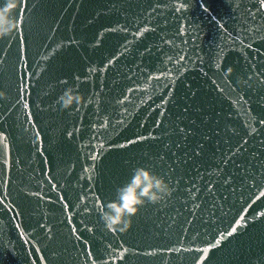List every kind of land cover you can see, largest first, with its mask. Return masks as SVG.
<instances>
[{
	"label": "water",
	"instance_id": "95a60500",
	"mask_svg": "<svg viewBox=\"0 0 264 264\" xmlns=\"http://www.w3.org/2000/svg\"><path fill=\"white\" fill-rule=\"evenodd\" d=\"M10 18L0 264H264V0H17ZM137 169L168 191L110 229Z\"/></svg>",
	"mask_w": 264,
	"mask_h": 264
},
{
	"label": "clouds",
	"instance_id": "9594fccd",
	"mask_svg": "<svg viewBox=\"0 0 264 264\" xmlns=\"http://www.w3.org/2000/svg\"><path fill=\"white\" fill-rule=\"evenodd\" d=\"M16 7L17 0H6L5 4L0 7V36L9 34L16 27L10 18ZM71 99L69 97L64 101L65 106L71 102ZM167 191L163 180L150 176L149 172L144 169H137L129 184L118 190L119 202L109 204L110 212H106L103 216L106 226L112 229L124 222L122 218L134 214L137 211L135 206L141 204L143 198L155 202L160 198L157 193H166ZM128 226V223L124 222L125 229Z\"/></svg>",
	"mask_w": 264,
	"mask_h": 264
},
{
	"label": "snow or ice",
	"instance_id": "6c2138e0",
	"mask_svg": "<svg viewBox=\"0 0 264 264\" xmlns=\"http://www.w3.org/2000/svg\"><path fill=\"white\" fill-rule=\"evenodd\" d=\"M181 131H183V130H181Z\"/></svg>",
	"mask_w": 264,
	"mask_h": 264
}]
</instances>
